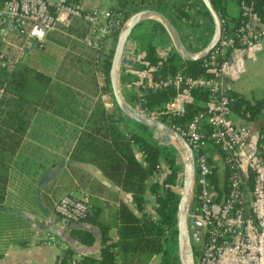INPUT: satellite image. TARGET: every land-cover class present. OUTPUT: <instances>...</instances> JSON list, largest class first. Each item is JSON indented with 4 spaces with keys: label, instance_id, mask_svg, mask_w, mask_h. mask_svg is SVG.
I'll return each instance as SVG.
<instances>
[{
    "label": "trees",
    "instance_id": "trees-1",
    "mask_svg": "<svg viewBox=\"0 0 264 264\" xmlns=\"http://www.w3.org/2000/svg\"><path fill=\"white\" fill-rule=\"evenodd\" d=\"M197 2V3H196ZM116 0L117 9L126 18L132 12L142 7L155 9L165 14L177 30L188 29L191 40L186 44L192 50L203 46L211 33V20L199 0ZM224 25H237L241 19L237 4L238 0H211ZM233 3L237 8L235 16H231L227 8ZM252 11L264 24V0H253ZM115 41V37H113ZM139 51L144 53L143 60L135 62L133 68L153 66L152 78L159 79L172 76L175 72H183L191 76L209 75L205 72L206 58L182 61L172 46L164 27L155 19H144L131 32V38ZM197 42V43H196ZM195 43V44H193ZM167 46L165 54L157 48ZM112 48L99 60L104 84L99 91L110 93L108 69ZM73 57V56H72ZM82 78L80 74L77 76ZM134 78L130 73L122 75L125 82ZM87 77V83H90ZM59 84L51 75L43 73L29 64L20 61L0 65V110L5 111L7 123L13 116L23 111V104L39 106L41 97L50 96L53 102L49 104L59 111L77 113L79 121H84L83 129L74 136L70 157L78 161L93 164L113 184L128 192L137 209L144 203L146 189L153 196V210L156 217L147 214L136 216L124 203H119L117 212L116 239L112 241L107 235L108 224H99L100 248L97 256L82 255L80 264H147L152 256L158 255L156 264H179L176 255L175 212L178 201V189L181 184V161L176 149L169 143H161L153 131L141 124L125 118L117 109L113 114L107 113L100 98L86 103L80 99L83 93L95 94L94 88L89 94L86 86H72L63 80ZM69 89H65V85ZM172 87L149 90L141 89L138 96L132 95L129 101L139 106L144 112L153 114L156 118L170 126H183L191 116L202 109L203 102L208 97L207 90L193 87L189 89L190 101L184 102L181 110L176 111L169 106L173 97L180 91ZM69 90V91H68ZM231 111L244 120L252 121L264 108V99L248 100L235 91L228 92ZM75 96H79L77 99ZM16 98L19 102L10 100ZM126 97V96H125ZM112 98V96H111ZM58 103H55L56 100ZM113 101V99H112ZM73 102V106L68 104ZM88 110V111H87ZM88 112V113H87ZM87 113V115H84ZM23 119L18 118L21 125ZM163 164L165 172L161 178L153 179ZM91 219V220H90ZM86 221H95L90 214ZM165 231L167 234H165ZM70 234L83 244L93 240L90 231L71 228ZM202 239L199 241L201 244ZM198 242V244H199ZM193 246L194 254L200 245ZM72 260V251L65 249L57 264H68Z\"/></svg>",
    "mask_w": 264,
    "mask_h": 264
},
{
    "label": "built area",
    "instance_id": "built-area-1",
    "mask_svg": "<svg viewBox=\"0 0 264 264\" xmlns=\"http://www.w3.org/2000/svg\"><path fill=\"white\" fill-rule=\"evenodd\" d=\"M106 2H112L111 6L84 10L76 0H0V39L21 32L25 46H41L56 22L69 16L81 17L101 37H116L125 18L117 9L116 0ZM252 3L253 0H238L241 19L235 26H225L220 18L219 39L205 56L207 76L177 71L172 76L153 79V66L133 68L135 62L143 60L144 53L132 39L124 52L132 64L120 67L122 75L134 76L121 81L124 96L127 84L137 85L139 93L141 89L181 88L169 103L176 111L190 101V88L208 92L202 109L185 125L171 126L184 138L193 155L190 213L197 212L195 217L203 236L194 254L196 264H264V125L252 128L235 121L227 95L243 70V56L258 50L264 39V24L253 13ZM143 8L148 7L140 9ZM181 33L191 37L183 27ZM202 47L188 48L196 52ZM167 48H159L158 52L165 54ZM0 65H5L2 51ZM52 209L68 222L83 221L89 210V194L65 193ZM51 240L46 234L45 242Z\"/></svg>",
    "mask_w": 264,
    "mask_h": 264
},
{
    "label": "crops",
    "instance_id": "crops-1",
    "mask_svg": "<svg viewBox=\"0 0 264 264\" xmlns=\"http://www.w3.org/2000/svg\"><path fill=\"white\" fill-rule=\"evenodd\" d=\"M76 1L84 10L111 6L109 3L113 2ZM229 4L232 10L228 8ZM233 5H227L231 16L237 13ZM177 31L185 44L191 40L186 33ZM23 40L21 32L0 39L5 64L9 50L14 47V62L29 64L51 75L59 84H63V80L56 77V72L77 70L84 79V86L88 75H93L94 84L97 82L92 72L99 67V57L114 45L113 37H101L97 29L76 16L59 19L47 32L41 46H25ZM94 42L97 46L93 45ZM48 47L53 50H47ZM67 55H72L74 62H65L66 58L62 57ZM76 63L86 64L88 68L86 71L75 69ZM125 90L128 100L134 94L139 95L137 85L131 87L127 84ZM232 90L248 100L264 99V39L258 50L243 56V70L233 82ZM108 94L101 96L100 100L105 111L113 114L115 107ZM80 97L86 103L85 108L97 98L86 93ZM10 100L19 102L14 97ZM50 102L54 103L52 97L43 96L39 106L23 104V111L13 113L17 117L10 113V123L5 121V111L0 110V264H57L67 248L72 251V260L68 264H80L78 260L82 255L97 256L101 236L99 224H108L107 235L112 241L116 239L119 203H124L136 216L147 214L156 217L153 196L148 189L144 192L143 207L137 209L130 194L113 184L97 167L70 157L74 136L85 126V119L80 122L77 113L59 111ZM58 102L57 99L55 103ZM233 116L235 121L247 125V120L234 113ZM18 118L24 120L21 125ZM254 122L257 124L247 126L259 128L264 125V108ZM164 172L165 167L160 163L159 172L153 179L161 178ZM82 191L89 194L90 214L95 221L68 222L53 212V204L60 196ZM71 228L90 231L92 242L81 243L70 234ZM46 234L52 237L48 243L45 242ZM158 260V255H154L147 264H156Z\"/></svg>",
    "mask_w": 264,
    "mask_h": 264
},
{
    "label": "water",
    "instance_id": "water-1",
    "mask_svg": "<svg viewBox=\"0 0 264 264\" xmlns=\"http://www.w3.org/2000/svg\"><path fill=\"white\" fill-rule=\"evenodd\" d=\"M211 20V33L201 49L194 52L181 40L180 35L168 17L151 8H143L128 15L121 25L112 48L109 69L107 72L110 93L121 114L138 124L160 134L161 143H169L175 149L181 161V184L178 189V201L175 212L176 255L179 264H196L193 246L198 244L200 223L196 219L197 212L190 213L194 182V161L189 145L184 138L171 126L156 118L153 114L144 112L139 106L132 104L122 90L120 77L121 65H131L132 60L124 56L133 28L144 19H155L164 27L169 42L182 61L197 60L205 57L217 43L221 32V20L211 0H199ZM171 107V105H169ZM182 108V105H181ZM201 245V244H198Z\"/></svg>",
    "mask_w": 264,
    "mask_h": 264
},
{
    "label": "rangeland",
    "instance_id": "rangeland-1",
    "mask_svg": "<svg viewBox=\"0 0 264 264\" xmlns=\"http://www.w3.org/2000/svg\"><path fill=\"white\" fill-rule=\"evenodd\" d=\"M232 5L231 4H229V6H228V8H229V10H232L233 8L231 7ZM234 6V5H233ZM19 45V44H18ZM15 47H17V46H15ZM85 50H87V48H85V47H83ZM47 50H49V51H52L53 50V48L52 49H50V47H48V49ZM49 51H47V52H49ZM14 52V53H13ZM50 53V52H49ZM14 54H15V48L14 47H12L11 48V50H9V52H8V61H7V65L9 64H12L14 61H13V59H14ZM103 56V55H102ZM102 56H100L99 57V59H101V57ZM7 58V57H6ZM63 59L64 58H66V60H65V62H67L68 63V61H73L74 62V57H72V55H67V56H63L62 57ZM76 59V58H75ZM86 64L85 65H83L82 63H76L75 64V69L77 68V69H79V70H81L82 69V71H86L85 69H86ZM88 68V67H87ZM91 68V67H90ZM78 74H79V72H77V70H73V71H58V72H56V77L58 78V79H60V80H65V81H68V82H70V84L74 87V86H76V88H78L79 90L81 89V87L80 86H82V85H84V79L83 78H78L77 76H78ZM84 75H88L87 73H83ZM92 74H94V79L96 78V80H97V82H95V84L94 83H92V85L94 84L95 85V94L94 95H98V97L100 98L101 96H106L108 93H103V92H101V91H99L98 90V88L99 87H101V85H103L104 84V81H103V74H102V71H101V68L100 67H98L97 68V70H95V71H93L92 72ZM89 79V81H90V83H87L86 82V84H85V86L87 87V88H85V89H88V90H85L88 94L93 90L94 91V88L91 86V81H92V77H93V75L92 76H90V75H88L87 76ZM56 78V79H57ZM65 85V89H69V87H68V85H66V84H64ZM93 85V86H94ZM69 91V90H68ZM109 95V94H108ZM77 99H79L80 97L78 96H75ZM108 98V97H107ZM109 102V101H108ZM69 106H73V102H71V103H69L68 104ZM103 105V104H102ZM253 123H255V124H257L256 122H254V120H252V121H247V125H253ZM155 137L160 141L161 139H160V137H161V135L160 134H157V135H155ZM167 143V142H166ZM202 242V241H201ZM199 244H200V242H199Z\"/></svg>",
    "mask_w": 264,
    "mask_h": 264
},
{
    "label": "flooded vegetation",
    "instance_id": "flooded-vegetation-1",
    "mask_svg": "<svg viewBox=\"0 0 264 264\" xmlns=\"http://www.w3.org/2000/svg\"><path fill=\"white\" fill-rule=\"evenodd\" d=\"M203 238V236L201 234H199V241ZM198 241V242H199Z\"/></svg>",
    "mask_w": 264,
    "mask_h": 264
}]
</instances>
